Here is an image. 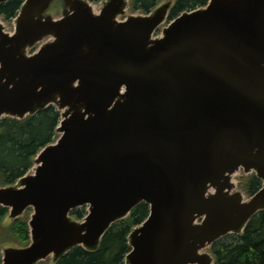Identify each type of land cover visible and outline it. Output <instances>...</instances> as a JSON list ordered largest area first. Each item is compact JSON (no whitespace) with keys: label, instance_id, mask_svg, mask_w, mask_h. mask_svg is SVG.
Listing matches in <instances>:
<instances>
[{"label":"water","instance_id":"1","mask_svg":"<svg viewBox=\"0 0 264 264\" xmlns=\"http://www.w3.org/2000/svg\"><path fill=\"white\" fill-rule=\"evenodd\" d=\"M175 2L25 0L13 31L0 16V122L61 114L33 166L0 184L4 226L33 208L29 244L1 242V264L97 250L142 202L125 264H215L207 248L264 211V0L169 20ZM253 173L248 196L237 177Z\"/></svg>","mask_w":264,"mask_h":264},{"label":"trees","instance_id":"2","mask_svg":"<svg viewBox=\"0 0 264 264\" xmlns=\"http://www.w3.org/2000/svg\"><path fill=\"white\" fill-rule=\"evenodd\" d=\"M25 0H9L0 4V15L6 19L14 18ZM93 1V0H92ZM160 0H132L136 9L149 12ZM208 0H176L170 18L186 9L205 5ZM61 115L54 105L29 115L25 119L6 117L0 122V183H13L32 165L33 157L48 142L56 137V128ZM244 180V188L249 193L257 191L262 181L255 174ZM83 217L82 210L73 213ZM149 204L137 205L126 219L119 220L107 231L97 250H87L75 246L57 264H125L130 251L128 235L133 225L148 217ZM8 208L0 206V239L3 232L22 244L29 242L28 217H21L4 226ZM76 216V215H75ZM1 242V241H0ZM217 257L216 264H264V211L254 216L243 234H228L218 239L213 247ZM2 254L0 252V264ZM49 264V263H48Z\"/></svg>","mask_w":264,"mask_h":264},{"label":"rangeland","instance_id":"3","mask_svg":"<svg viewBox=\"0 0 264 264\" xmlns=\"http://www.w3.org/2000/svg\"><path fill=\"white\" fill-rule=\"evenodd\" d=\"M94 2H99L100 0H93ZM130 9L132 10V11H134V10H136V8H134V6L131 4V7H130ZM7 23H8V30L9 31H12L13 29H14V21H13V19L12 18H10V19H8V20H6V19H4ZM247 178V176H241V177H238L237 178V180L240 182V185H242V186H244V180L243 179H246ZM0 184H6V183H0ZM250 194V193H249ZM78 209H80V210H82L83 211V213H84V215L88 212V207L85 205V206H80L79 208H77L76 210H78ZM33 211V209L31 208V209H29L28 211H27V215H26V217H28L29 218V216H30V213ZM74 214V213H73ZM74 215H76V217H78V215L76 214V212H75V214ZM79 218H81V217H79ZM3 232V236H2V238L0 239V241H3V240H13L8 234H7V232H5V231H2ZM4 242V241H3ZM43 264H48V261L46 260V261H44L43 262Z\"/></svg>","mask_w":264,"mask_h":264}]
</instances>
